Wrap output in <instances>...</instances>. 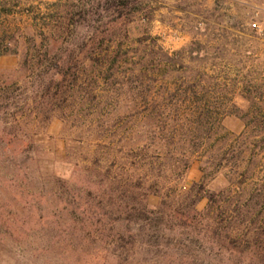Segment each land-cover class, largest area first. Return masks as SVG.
<instances>
[{"label":"rangeland","instance_id":"rangeland-1","mask_svg":"<svg viewBox=\"0 0 264 264\" xmlns=\"http://www.w3.org/2000/svg\"><path fill=\"white\" fill-rule=\"evenodd\" d=\"M252 17L0 0V264H264Z\"/></svg>","mask_w":264,"mask_h":264},{"label":"built area","instance_id":"built-area-1","mask_svg":"<svg viewBox=\"0 0 264 264\" xmlns=\"http://www.w3.org/2000/svg\"><path fill=\"white\" fill-rule=\"evenodd\" d=\"M253 10L251 25L261 34H264V0H245Z\"/></svg>","mask_w":264,"mask_h":264}]
</instances>
